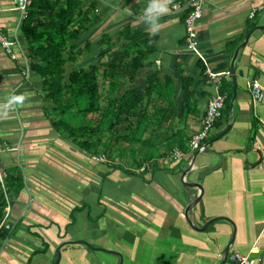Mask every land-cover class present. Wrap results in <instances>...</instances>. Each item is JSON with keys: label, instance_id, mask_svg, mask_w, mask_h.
Listing matches in <instances>:
<instances>
[{"label": "crops", "instance_id": "0c3cea01", "mask_svg": "<svg viewBox=\"0 0 264 264\" xmlns=\"http://www.w3.org/2000/svg\"><path fill=\"white\" fill-rule=\"evenodd\" d=\"M50 1L48 8L75 9L71 27L82 31L68 40L66 55H77L69 69L96 64L108 38L122 43L126 34L145 36L144 67L131 85L143 89L154 75L161 80L149 110L152 134L165 122L154 134L160 157L139 174L129 172L136 170L133 158L117 160L116 147L132 145L124 141L131 133L121 134L131 130L129 124L116 129L118 142L112 141L107 163L57 130V112L33 68L39 62L21 33L15 0H0V33L14 42L9 53L0 41L3 216L6 197L11 205V227L0 233V264H55L60 246L59 264H119L117 253L122 264H222L233 234L225 264H235L233 253L264 264V100L255 103L250 90L254 79L264 89V30L251 35L234 62L249 32L264 26V0H205L196 51L185 41L188 0ZM207 69L223 77L221 92L230 102L199 153L189 142L216 93ZM179 147L185 156L175 159L172 151ZM189 169L186 183L203 189L190 213L194 225L202 228L216 217L234 225L220 220L204 232L190 226L186 209L199 191L183 184Z\"/></svg>", "mask_w": 264, "mask_h": 264}, {"label": "trees", "instance_id": "16d2710c", "mask_svg": "<svg viewBox=\"0 0 264 264\" xmlns=\"http://www.w3.org/2000/svg\"><path fill=\"white\" fill-rule=\"evenodd\" d=\"M51 4L50 0H33L28 18L22 22L21 33L32 45V59L41 63L33 64V68L44 78L46 98L57 112L54 125L59 131L68 132L74 143L89 154H104L111 160L112 155L107 151L112 147V139L116 138L112 135L117 134L119 126L128 127L133 120L138 128L151 123L150 99L159 91L160 78L157 75L149 77L143 89L131 85L144 67L146 53L141 47L147 44V39L139 33L126 34L122 43L108 38L96 64L69 69V64L76 62L77 55H66V50L71 48L68 40L76 38L82 31L79 26L71 27L72 20H76L75 9L55 10L48 8ZM86 16L90 17L89 14ZM89 28L90 25L83 30ZM229 102L228 99L224 113L229 110ZM74 119L79 122L86 120V125L74 127ZM164 124L159 122L160 127ZM160 127L154 134L163 131ZM174 134L168 139L175 138ZM141 138L143 136L137 142ZM130 139L136 138L126 136L124 141L129 142ZM103 148L106 151L99 153ZM150 162L138 163V170L129 169V172L140 173ZM2 217L0 212V220Z\"/></svg>", "mask_w": 264, "mask_h": 264}, {"label": "built area", "instance_id": "2783aa9c", "mask_svg": "<svg viewBox=\"0 0 264 264\" xmlns=\"http://www.w3.org/2000/svg\"><path fill=\"white\" fill-rule=\"evenodd\" d=\"M188 12L186 16V24H185V41L188 49L190 51H196L198 47V31H197V23L203 17V6L205 0H188ZM16 10L20 14L21 23L26 20L29 16V10L33 4V0H15ZM257 13V9L252 10L250 13V17H255ZM0 41L3 47L11 53L12 46L14 42L5 38L0 33ZM15 57V56H13ZM206 75L208 77V81L212 83L216 89V93L210 99L207 105V110L205 116L203 118L202 126L196 134H194L189 142V146L193 152H204L207 148L206 141L211 134L212 130L216 126L219 119L222 118L223 109L226 104L227 95L221 92V87L223 84V77L220 74L213 72L211 69L206 70ZM251 93L253 97V101L262 102L264 100V89L260 84L258 79H254L251 84ZM7 149V148H6ZM4 151V146L0 141V153ZM185 156V153L181 149H174L173 157L175 159H182ZM97 161L102 163H107L106 156L104 154L95 157ZM149 164L143 166L140 170L141 172H145L149 170ZM4 173L0 167V184L4 187ZM6 209L4 216L0 221V233L3 230L10 229L11 224L9 222L10 214H11V205L6 197ZM230 258L235 262V264H254V260L250 255L244 256L239 253H233Z\"/></svg>", "mask_w": 264, "mask_h": 264}, {"label": "rangeland", "instance_id": "374dc122", "mask_svg": "<svg viewBox=\"0 0 264 264\" xmlns=\"http://www.w3.org/2000/svg\"><path fill=\"white\" fill-rule=\"evenodd\" d=\"M88 14L91 17L93 15L92 14V10H89ZM74 122H75L74 123V127L81 126V124L84 125V126L86 125V120H82L81 122H79L78 120L74 119ZM129 125L131 127L129 129L134 131V134L131 132V130H128L126 132L122 131L121 134H124V135L128 134V136H129L130 133H131V135H130L131 138H136V139H133V140L130 139V141L132 143L131 146H125V147L117 146L116 147L117 148V155H118V159L117 160H122L121 157H127V158H130V159L133 158L134 159L133 167L136 168L138 163L150 162V159L152 157L155 158V160L159 159L160 155H158V152H159V151H157L158 148H154L155 140L157 138H156V136L154 134H152V131L154 129L151 127V125H144V126H141V127L138 128V126H137L136 122H134V120L129 122ZM158 126H160L159 123H157L156 127H158ZM138 129H140V130H139V133L137 134V130ZM115 136L116 135H112V137H115ZM141 136H143V138H141L142 140L140 141L142 144L139 146L138 144H136V142L138 141L137 139H139ZM112 141L118 142V137L112 139ZM155 149H156V152H155ZM106 159L109 162L111 161V160H109V157H106ZM131 165H132V163H131ZM118 166L120 167V165H118ZM149 167L151 169V164H149ZM137 174H139V172Z\"/></svg>", "mask_w": 264, "mask_h": 264}, {"label": "water", "instance_id": "95a60500", "mask_svg": "<svg viewBox=\"0 0 264 264\" xmlns=\"http://www.w3.org/2000/svg\"><path fill=\"white\" fill-rule=\"evenodd\" d=\"M257 30H264V26H262V25H261V26H256V27H254V28L249 32V34L246 36L245 41L243 42V44H242V45L239 47V49L237 50V53L235 54V57H234V62H235V60H236V58H237V56H238V52H239V50L242 49L244 46H246V44L248 43V41H249L251 35H252L255 31H257ZM232 73H233V75H234V68H233V66H232ZM234 79H235V78H234V76H233V80H234ZM231 106H232V105H231ZM227 130H228V129H227ZM227 130H225L223 133L219 134L216 138L218 139V138H220L221 136H223V135L227 132ZM205 151H206V150H205ZM194 160H195V157L192 159V162H191L192 165L194 164ZM189 171H190V169L183 173V176H182L183 184H184L185 186L193 187V188H195V189H197V190L199 191V195H198L197 200H196L195 202H193V203H192V204L186 209L185 216H186V219L188 220V223L190 224V226H192L195 230H199V231L204 232V231L208 230V228H209L213 223L218 222V221H220V220H226V221H229L230 223L233 224V222L230 221V219H228V218H225V217H216V218H213V219H211L210 221H208V222H207L202 228H199V227H197V226L194 225L193 220L190 218V213H191L192 209L195 208V206L197 205V203L201 200L202 195H203V189H202V187H201L199 184L186 183L185 178H186V176H187V174H188ZM233 225H234V224H233ZM234 240H235V234H233L232 240H231V242L229 243V245L227 246V248H226V250H225V256H224V260H223L222 264H225V263H226V261H227V259H228V256H229L230 248H231V246L233 245ZM79 242H82V243L88 245V244H87L86 242H84V241H79ZM88 246H89V245H88ZM89 247H90V246H89ZM56 253H57V259H56V261H55V264H59V263H60V260H61V246H60L59 248H57ZM117 254H118V255L120 256V258H121L119 264H122V262H123L122 255L119 254V253H117Z\"/></svg>", "mask_w": 264, "mask_h": 264}, {"label": "bare ground", "instance_id": "6f19581e", "mask_svg": "<svg viewBox=\"0 0 264 264\" xmlns=\"http://www.w3.org/2000/svg\"><path fill=\"white\" fill-rule=\"evenodd\" d=\"M181 148V147H180Z\"/></svg>", "mask_w": 264, "mask_h": 264}]
</instances>
